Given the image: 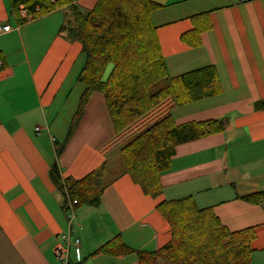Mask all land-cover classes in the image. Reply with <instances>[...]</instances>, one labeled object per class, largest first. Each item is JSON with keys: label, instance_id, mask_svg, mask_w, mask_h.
Listing matches in <instances>:
<instances>
[{"label": "crops", "instance_id": "0c3cea01", "mask_svg": "<svg viewBox=\"0 0 264 264\" xmlns=\"http://www.w3.org/2000/svg\"><path fill=\"white\" fill-rule=\"evenodd\" d=\"M150 1L159 5L151 21L168 75L213 65L222 91L183 105L167 98L143 124L171 115L177 124L216 120L222 129L176 146L157 197L123 170H107L100 204L78 208L68 229L51 164L57 162L63 178L80 179L106 166L141 126L116 134L103 95L93 92L66 138L84 90L78 81L84 56L59 28L66 7L88 10L97 0H66L23 24L10 14L9 1L0 0V28L11 27L0 31V264H137L135 253L95 251L116 235L134 251L156 250L169 238L156 206L185 196L211 207L231 231L255 227L251 264H264V208L241 199L264 194V107L255 108L264 101V0ZM200 14L210 27L192 46L181 36ZM66 231L79 239V259L72 248L65 262L53 248Z\"/></svg>", "mask_w": 264, "mask_h": 264}, {"label": "trees", "instance_id": "16d2710c", "mask_svg": "<svg viewBox=\"0 0 264 264\" xmlns=\"http://www.w3.org/2000/svg\"><path fill=\"white\" fill-rule=\"evenodd\" d=\"M10 14L18 24L23 5L35 18L65 5L66 0H8ZM159 5L150 0H97L88 10L70 5L64 10L59 32L81 44L84 65L78 81L84 86L79 105L67 132L72 134L85 104L93 92L103 95L113 130L124 131L167 98L183 105L221 93L222 87L213 65L180 75H168L151 12ZM207 21L202 26L203 21ZM194 28L181 39L192 46L200 43V34L210 27L205 14L192 18ZM264 107V101L255 108ZM222 129L216 120L177 124L171 115L153 121L141 132L130 136L119 147L123 171L141 186L145 194L162 193L161 174L171 167L177 145ZM65 143V142H64ZM56 149V155L63 145ZM103 164L80 179L63 178L54 161L49 177L61 196L63 209L71 201L75 210L96 207L108 183ZM241 199L264 208L262 191ZM164 221L168 240L154 251H134L116 235L95 253L114 256L136 254L137 264H251L255 227L236 231L222 224L211 207L200 208L191 196L164 200L156 206Z\"/></svg>", "mask_w": 264, "mask_h": 264}, {"label": "built area", "instance_id": "2783aa9c", "mask_svg": "<svg viewBox=\"0 0 264 264\" xmlns=\"http://www.w3.org/2000/svg\"><path fill=\"white\" fill-rule=\"evenodd\" d=\"M19 15L22 19H24L25 22L35 18L34 14L31 12L29 13L23 5L19 7ZM10 28H11L10 25H3V27L0 28V31H8L10 30ZM36 129L39 130V128ZM67 204H68V208L66 210V214H67V219H68L67 223L69 225L68 226L69 229L71 221L75 217L76 210L72 206L73 203H71V201L67 202ZM72 248L74 249L77 258L79 259V239L72 238L70 231H66L60 234V242L54 246L53 252L57 259L66 262L69 251Z\"/></svg>", "mask_w": 264, "mask_h": 264}, {"label": "rangeland", "instance_id": "374dc122", "mask_svg": "<svg viewBox=\"0 0 264 264\" xmlns=\"http://www.w3.org/2000/svg\"><path fill=\"white\" fill-rule=\"evenodd\" d=\"M166 100V99H165ZM154 109V108H153ZM152 109V110H153ZM152 110H150L149 112H147L145 115H143L141 118H139L137 121H135L133 124H132V127L133 128H136V127H140L141 126V128H140V130L139 131H137L136 133L135 132H133L132 134H131V136H133V135H135V134H137V133H139V132H141L142 130H144L148 125H150L151 123H149V124H147L146 126H145V124H143V122H146L147 120H150V119H152V115H151V111ZM130 127V126H129ZM129 127H128V129H129ZM132 128V129H133ZM125 130H127V128L125 129ZM124 130V131H125ZM124 131H122V132H120V133H123ZM123 143V142H122ZM122 143L121 144H119V145H117L116 146V149H114L115 150V152H117V153H114L110 158H109V160L107 161V164H106V166H105V170L107 171V170H109V171H111V173L113 174V172L116 174V173H118V172H120V171H122L123 170V167H122V156H121V153H120V151H119V147H120V145H122Z\"/></svg>", "mask_w": 264, "mask_h": 264}]
</instances>
